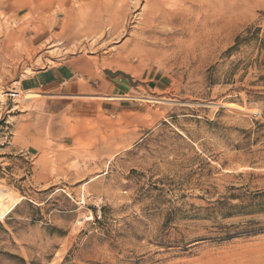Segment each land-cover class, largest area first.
I'll list each match as a JSON object with an SVG mask.
<instances>
[{
  "label": "rangeland",
  "instance_id": "1",
  "mask_svg": "<svg viewBox=\"0 0 264 264\" xmlns=\"http://www.w3.org/2000/svg\"><path fill=\"white\" fill-rule=\"evenodd\" d=\"M148 1L0 0V264H264V0Z\"/></svg>",
  "mask_w": 264,
  "mask_h": 264
},
{
  "label": "bare ground",
  "instance_id": "2",
  "mask_svg": "<svg viewBox=\"0 0 264 264\" xmlns=\"http://www.w3.org/2000/svg\"><path fill=\"white\" fill-rule=\"evenodd\" d=\"M71 1H74L73 3H74V6L76 7V8H78L79 7V4H80V1H81V3L82 2H87V6L85 7V9H83V10H81L80 12H77V14H79V13H81L80 14V19H81V21H80V23H77L76 21H74V16L76 15L74 12H73V10H72V8H68L69 7V5H68V7H65L66 9L68 8L69 10H70V13L69 14H66L67 16V18H65L66 19V22L64 23V21H63V24H62V29H60V31H59V28H55V25H56V21H57V19H55L56 18V16L58 15V14H65V8H64V6H66L67 5V3H68V0H41V3H42V11L44 12V13H48V11L50 12V9H51V7H54L55 8V18H53V19H49V18H45V20H44V24H43V26L44 27H46L47 25H52L53 26V29H55V30H53V33L52 34H49L50 32H48V34L49 35H47L46 36V42H45V44H47L48 45V49H52V48H54V47H57V44H58V42L59 43H61V40L63 39V38H65V39H69L70 38V30L71 29H73V28H75V27H79V26H82L85 22H88V24H94V21H95V16H96V14L97 15H101V12L99 11V9H98V6H100V2H101V4L102 3H105V7L103 8V11H102V14L103 15H101L102 17H106V18H111V20L114 18V16H115V13L116 12H119V13H121L122 11H123V4H121V5H119V3H121V1H123V0H71ZM70 1V2H71ZM138 1V0H137ZM178 2H183L184 4H186V2H187V0H177ZM202 1V0H201ZM224 1V0H223ZM227 1V0H226ZM241 1V0H240ZM243 1V0H242ZM140 2V1H139ZM147 2V1H146ZM149 2V4H150V6H152V10L151 11H146V13H144V16H147V17H150L151 19H152V21L154 22V21H156V20H160L161 19V17L163 18V14H165V15H170V14H173V13H175V11H172V10H170V9H165V7H167L168 6V4H169V1L168 0H149L148 1ZM218 2H219V0H213V3L215 4V3H217L218 4ZM246 2H248V1H245V3ZM202 2H200V3H198L199 5H197V8L199 9V10H201L202 9V6H203V4H201ZM226 3V2H225ZM225 3H224V5H225ZM228 4H227V6H228V9H230V11L231 10H233L234 11V9L236 8H238L237 6H239V1L238 0H230L229 2H227ZM240 3H242V2H240ZM249 3V2H248ZM251 3V2H250ZM136 4V3H135ZM196 4H197V1H196ZM208 4H209V2H208ZM211 4V3H210ZM220 4V3H219ZM84 5V4H83ZM130 5V4H129ZM138 5V4H137ZM179 5V4H178ZM222 5V4H221ZM154 6H156V7H154ZM170 7H176L177 6V4L176 3H174L173 5L172 4H170L169 5ZM168 6V7H169ZM180 6V5H179ZM206 6V5H205ZM217 6V5H216ZM226 6V5H225ZM242 6H243V3H242ZM135 7H137V6H135ZM208 7V6H207ZM206 7V8H207ZM246 7V6H245ZM64 8V9H63ZM205 8V7H204ZM240 8V7H239ZM128 9V8H127ZM226 9V8H225ZM245 9V8H244ZM167 10V11H166ZM203 10V9H202ZM248 10V9H247ZM127 11V10H126ZM130 11V10H129ZM217 11V10H216ZM221 11V10H220ZM227 10H225V12H226ZM128 12V11H127ZM235 12H236V10H235ZM124 13H126V12H124ZM207 12H205V14H206ZM208 14V13H207ZM221 14V13H220ZM219 14V15H220ZM46 15V14H45ZM210 15V14H209ZM223 15V14H222ZM142 17H143V14L141 15ZM217 16V15H216ZM227 16H228V13H227ZM125 17V16H124ZM206 17V16H205ZM212 17H213V15H212ZM219 17V16H218ZM126 18V17H125ZM208 18V17H207ZM59 19V18H58ZM138 19H139V17H138ZM168 19V18H167ZM213 19V18H212ZM165 20V19H164ZM215 21V20H214ZM214 21H212V22H214ZM219 21V20H218ZM101 22H102V20H101ZM110 22V21H109ZM125 22H127V21H125ZM158 22V21H157ZM160 22V21H159ZM109 25V24H108ZM97 25H94V28L96 27ZM117 27H118V25H113V24H111V29L113 28V31L114 30H116L117 29ZM106 28H107V26H106ZM106 28H104V29H106ZM119 28V27H118ZM150 28V27H149ZM153 28V27H152ZM47 29V28H46ZM57 29H58V31H57ZM109 29H110V27H109ZM124 29H125V27H124ZM48 30V29H47ZM62 30L64 31L65 30V34H62ZM118 30V29H117ZM119 30H120V28H119ZM46 31V30H45ZM51 31V30H50ZM106 31H107V29H106ZM110 31V30H109ZM102 32V31H101ZM100 32V33H101ZM104 32V31H103ZM47 33V32H46ZM122 33V32H121ZM109 34V33H108ZM123 34V33H122ZM63 35V36H62ZM99 35H101V34H99ZM107 36V35H106ZM96 38H98L97 36H96ZM86 39V38H85ZM58 41V42H57ZM98 41V40H97ZM57 42V43H56ZM78 42V41H77ZM44 44V45H45ZM61 45V44H60ZM75 45H76V43H75ZM85 47V46H84ZM82 48H83V46H82ZM8 50V49H7ZM6 50V51H7ZM56 50H58V49H56ZM9 51V50H8ZM10 52V51H9ZM64 53V52H63ZM54 64V63H53ZM1 90V89H0ZM2 91H0V93H1ZM3 93H1V95H2ZM16 97V96H15ZM79 97V96H78ZM14 98V97H13ZM1 100V102L2 103H4V97L2 98V96H1V98H0ZM14 100H15V98H14ZM17 102L19 103L20 102V100H17ZM17 103V104H18ZM16 104V105H17ZM18 107H19V105H18ZM229 107H231L232 109H235V107L234 106H230L229 105ZM18 109V108H17ZM15 110V109H14ZM13 111V110H12ZM252 112V111H251ZM224 172V171H223ZM22 199H24L23 197H17V198H15V197H13L12 195H11V193L8 191V190H6L4 187H2V186H0V223H2V222H4V220H5V218L12 212V211H14V209L17 207V205L21 202V200ZM83 202V201H82Z\"/></svg>",
  "mask_w": 264,
  "mask_h": 264
},
{
  "label": "water",
  "instance_id": "3",
  "mask_svg": "<svg viewBox=\"0 0 264 264\" xmlns=\"http://www.w3.org/2000/svg\"><path fill=\"white\" fill-rule=\"evenodd\" d=\"M109 77H111V78H114V77H117V76H122V77H124V78H127L129 81H130V77L129 76H127V75H125L124 73H122V72H115V73H111L110 71H108V70H105L104 71Z\"/></svg>",
  "mask_w": 264,
  "mask_h": 264
}]
</instances>
